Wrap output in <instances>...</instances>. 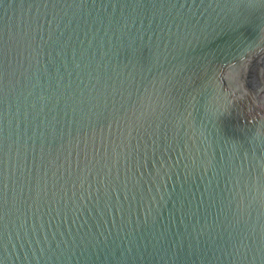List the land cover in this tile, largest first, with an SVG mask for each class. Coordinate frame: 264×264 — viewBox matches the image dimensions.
Returning a JSON list of instances; mask_svg holds the SVG:
<instances>
[{"label": "water", "instance_id": "water-1", "mask_svg": "<svg viewBox=\"0 0 264 264\" xmlns=\"http://www.w3.org/2000/svg\"><path fill=\"white\" fill-rule=\"evenodd\" d=\"M0 264H264V0H0Z\"/></svg>", "mask_w": 264, "mask_h": 264}]
</instances>
